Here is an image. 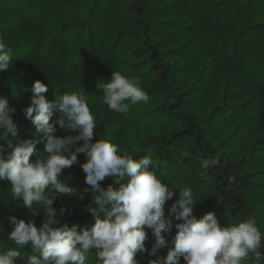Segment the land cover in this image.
Returning <instances> with one entry per match:
<instances>
[{"label":"trees","instance_id":"1","mask_svg":"<svg viewBox=\"0 0 264 264\" xmlns=\"http://www.w3.org/2000/svg\"><path fill=\"white\" fill-rule=\"evenodd\" d=\"M0 38L13 57L10 69L0 71V96L15 109L17 125L6 160L26 140L40 141L37 151L47 158L43 134L24 114L40 80L49 100L85 96L97 121L93 143L106 139L120 154L155 161L158 178L177 191L165 204L166 216L179 190L190 187L197 219L208 212L224 226L254 219L264 233V0H0ZM113 71L138 80L149 96L130 105L127 116L109 109L97 87ZM60 115L56 110L50 123ZM55 134L78 133L57 125ZM37 158L34 152L30 162ZM205 159L218 163L205 170ZM78 161L59 176L75 194L56 193L53 207L65 209L57 216L61 224L90 228L94 220L85 205L95 193L81 167L87 157L81 153ZM101 183L119 188L111 176ZM10 187L0 179V251L17 248L15 264H27L34 249L9 240L11 218L40 227L44 214L33 216L12 201ZM145 229L148 251L137 253L138 264L166 257L177 232L173 227L169 244L153 255L156 238ZM86 264H97L94 251Z\"/></svg>","mask_w":264,"mask_h":264},{"label":"clouds","instance_id":"2","mask_svg":"<svg viewBox=\"0 0 264 264\" xmlns=\"http://www.w3.org/2000/svg\"><path fill=\"white\" fill-rule=\"evenodd\" d=\"M12 60L11 50L0 38V71H8ZM97 87L103 90V103L125 116L130 105L149 101L139 81L119 71H113L111 79ZM47 91L45 83L35 81L31 105L24 109L36 132L43 134L46 159H41V152L37 151L40 141L33 140L20 141L10 157L4 158L5 145L12 147L8 137H17V125L11 115L15 109L6 97L0 96V179L11 182L12 201L19 200L33 216L44 214L40 227L34 220L11 218L14 228L8 233L9 240L19 249L28 245L34 249L27 264H86L93 251L97 264H138L137 253L148 251L145 226L156 238L153 255L169 244L167 237L173 227L177 229L174 246L166 257L151 264H181V258L186 264H247L250 258H254V264H264V233L254 219L230 226L222 225L214 212L197 219V201L190 187L179 190V198L166 216L165 204L177 191L158 178L155 161L150 156L137 160L120 154L119 145L106 139L93 143V137L98 135L97 121L85 96L64 93L53 101L46 98ZM56 110L61 113L60 118L50 123ZM57 125L78 134L57 136ZM78 141H84L83 145L76 146ZM34 152L38 158L30 162ZM81 153L87 157L81 165L86 173L85 183L95 193L90 204L85 205L94 220L90 228L61 224L57 216L63 215L65 209L53 207L56 193L75 194L59 176L64 169L79 163ZM217 163L205 159L201 167L207 170ZM110 176L116 178L119 188L102 186L101 182ZM83 198L81 193L80 199ZM173 218L180 222L174 223ZM20 256L17 248L0 251V264H15V258Z\"/></svg>","mask_w":264,"mask_h":264}]
</instances>
